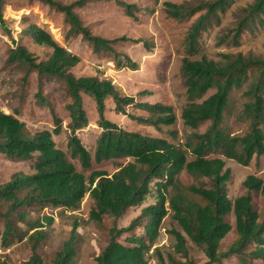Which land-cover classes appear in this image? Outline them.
<instances>
[{
	"label": "trees",
	"instance_id": "trees-1",
	"mask_svg": "<svg viewBox=\"0 0 264 264\" xmlns=\"http://www.w3.org/2000/svg\"><path fill=\"white\" fill-rule=\"evenodd\" d=\"M38 1L62 13L70 25L71 33L81 35L95 55H111L119 70H138V65L127 55L116 52L114 46L129 42L141 44L142 41L126 37L106 40L83 26L74 10L94 0H75L71 4H62L56 0ZM113 1L123 7L129 17L133 16L132 6L119 0ZM230 1H203L191 5L166 3L164 6L168 18L177 22L190 21L200 15L187 41L189 49L196 52L199 38L208 30L210 22L218 19L219 13L226 11ZM2 2L0 0V25L7 31ZM244 14L237 27L224 37V41L232 40L235 46L240 44L250 22L264 14V0H256L253 6L244 10ZM26 33L35 45L51 49L50 56L37 63L32 53L20 45L10 51L8 62L21 64L27 74L35 71L41 76L52 75L65 83L73 100L68 108L71 130L68 147L71 158L77 159L86 170L92 166L90 152L75 134L88 125L81 98L85 94L95 101L99 114L98 124L102 128L96 141L94 161H133L120 165L111 175L104 171H93L86 177L76 170L62 150L56 148L48 131L32 134L17 116L0 110V152L20 161L34 160L32 174H16L7 183L0 185V200L7 204L4 214L7 218L6 226L1 234L3 245L9 243V236L15 232L9 217L15 214L23 218L21 209L24 207L44 209L51 206L74 211L88 195L94 203L89 213L91 220L102 222L104 217L110 216L118 221L131 207L143 206L152 192L151 183L156 179L160 181L157 183L158 203L143 208L141 215L133 219L129 226H115L110 230V243L97 257L98 264H147L146 255L158 240L163 221L170 210L174 212L173 218L184 232L175 231L174 235L177 250L185 256L188 255V236L204 251L208 258L207 264H218L232 255L243 256L252 245L256 246L252 255L256 259H264V216L255 209L253 203L254 192L264 195V180L256 175L249 176L244 182L247 193L232 201L227 188L230 170H226L225 161L229 159L249 167L255 157L264 156V58L238 54L223 55L219 63L207 58L201 61L184 60L182 72L189 100L182 114L184 123L194 130L207 122L211 124L205 133L192 134L182 148L160 137L127 131L104 117L105 102L110 98L115 104V112L126 115L132 121L154 127H171L177 123V116L171 107L136 104L133 98L122 96L111 81L98 77L75 78L69 70L81 62L78 56L69 54L48 32L36 25L28 26ZM253 75L257 76V81L246 93L250 102L245 107V115L251 122L250 130L244 136H232L222 128L231 95L251 82ZM211 91H215V94L204 100ZM37 96L42 102L45 101L41 89ZM127 107H137L145 114L127 113ZM53 118L55 131L58 132L61 121L55 114ZM189 156L194 159L189 160ZM183 172L198 180L208 179L211 188L196 184L183 187L178 180ZM231 213L235 217L234 227L227 221ZM32 227L36 230L34 233H37V239H40L42 235L39 229L42 226L36 224ZM138 229H142L145 234H137ZM233 230L238 234L237 241L228 252H220L222 241ZM127 234H130L126 238L128 245L120 241ZM73 256L72 242L68 241L57 252L54 264H69ZM27 264L42 262L38 255L33 254ZM174 264L196 263L174 260Z\"/></svg>",
	"mask_w": 264,
	"mask_h": 264
},
{
	"label": "rangeland",
	"instance_id": "rangeland-1",
	"mask_svg": "<svg viewBox=\"0 0 264 264\" xmlns=\"http://www.w3.org/2000/svg\"><path fill=\"white\" fill-rule=\"evenodd\" d=\"M56 1L71 4L75 0ZM119 1L133 7L132 17H129L126 10L113 0H94L74 11L80 17L83 26L96 36L106 40L126 37L133 41H142L141 44L129 42L114 46L116 52L127 55L138 65L137 71L117 69L111 55H95L81 35L71 33L65 16L48 5L38 0H3L2 2V14L8 30L5 31L0 25V110L17 116L32 134L48 131L56 148L62 150L76 170L86 177L93 171H104L111 175L120 165H126L133 159L101 163L94 161L96 141L102 128L98 124L99 114L96 103L85 94H82L81 98L88 125L77 130L75 134L90 152L92 166L86 170L81 167L77 159L71 158L68 147L71 137L68 108L73 100L65 83L52 75L41 76L35 71L27 74L26 68L21 64L8 62L10 51L20 45L25 46L32 53L37 63L47 60L50 56L51 49L33 43L32 38L26 33L28 26L36 25L45 30L59 46L65 48L69 54L80 58L81 62L69 70L75 78L98 77L101 80L111 81L122 96L133 98L136 104H162L171 107L177 116V123L171 127H154L132 121L126 115L115 112V104L110 98L105 102L104 117L127 131H138L144 135L160 137L182 148L192 134L205 133L211 124L207 122L194 130L184 123L182 114L189 104L182 72L184 60L201 61L207 58L219 63L222 62L223 55L238 54L264 58V14L250 22L238 46H235L232 40L224 41V37L236 28L245 16L244 10L253 6L256 0H231L226 11L219 13L218 19L212 20L208 30L201 35L196 52L189 49L187 41L189 32L200 15L190 21L177 22L168 18L164 5L166 3L191 5L216 0ZM256 81L257 76L253 75L251 82L242 90H235L231 95L222 128L232 136H244L250 130L251 122L245 115V107L250 102V98L246 93ZM40 89L44 102L37 96ZM214 94L215 91H211L204 100ZM126 111L134 115L145 114L137 107H127ZM53 113L61 121L58 132L55 131ZM193 159L189 156V160ZM225 161L226 170H230L227 188L232 201L247 193L244 182L249 176L256 175L264 180V156L255 157L249 167L229 159ZM33 164L34 160L20 161L0 152V185L7 183L16 174H32ZM178 180L183 187L196 184L211 188L208 179L198 180L187 172H183ZM158 182L160 181L156 179L152 181V192L147 196L143 206L131 207L118 221L110 216L104 217L102 222L91 220L89 213L94 203L88 195L74 211L51 206L44 209L24 207L21 209L23 218L15 214L9 217L15 232L9 236L7 245H3L1 240V234L6 226L7 218L4 214L7 204L0 200V264H27L33 254L39 256L42 264H54L57 252L62 250L68 241L72 242L74 252L69 264H98L97 257L110 243V230L115 226L118 228L129 226L133 219L141 215L143 208L158 203ZM170 191L174 194L172 188ZM253 203L255 209L264 216V195L254 192ZM173 216L174 212L170 210L163 221L158 240L146 255L147 264H174V260L207 264L208 258L204 251L186 235L188 255L185 256L177 250L174 232L180 231L183 234L184 232ZM227 221L235 226V217L232 213L227 216ZM36 224L42 226L39 229L42 235L40 239H37V233H34L36 230L32 227ZM136 233L145 234L142 229L136 230ZM129 235H124L120 241L128 245L126 238ZM237 239L238 234L233 230L222 241L220 252H228ZM255 249L256 246L252 245L243 256L232 255L218 264H264V259H256L252 255Z\"/></svg>",
	"mask_w": 264,
	"mask_h": 264
}]
</instances>
